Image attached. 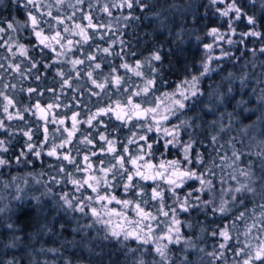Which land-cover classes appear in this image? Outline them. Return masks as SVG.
<instances>
[{
  "label": "clouds",
  "instance_id": "1",
  "mask_svg": "<svg viewBox=\"0 0 264 264\" xmlns=\"http://www.w3.org/2000/svg\"><path fill=\"white\" fill-rule=\"evenodd\" d=\"M111 2L119 5L122 0ZM107 3L91 0L99 21ZM21 4L24 15H13L12 27L0 32L2 44L11 46L0 52L5 70L16 60L13 53L20 45L37 64L44 63L42 49L30 39L29 13L36 16L42 30H55L49 13L68 20L74 12L79 17L82 9H89L82 0H11L8 7L15 12ZM218 4L212 0H136L134 10L117 15L128 19L121 18L116 38L131 46L128 50L135 55L128 62L135 65L139 60L141 73L139 77L121 74L122 84L142 89L152 81L140 100L148 107V102L159 98L162 113L171 108L160 127L175 130L167 139L173 140L181 158L187 146L195 149L187 153L186 164L195 177L186 180L183 191L170 195L168 205L177 209L172 240L154 238L145 243L123 235L112 237L102 222L83 210L88 201L81 204V193L68 187L71 184L59 171L58 162L46 165L43 156L29 155L26 146L35 144L34 138L26 137L23 150L13 153L16 129L10 128L12 139L0 137L7 149L0 151V264H242L245 254L264 239V0ZM107 18L115 25V17ZM154 54L160 58L153 59ZM62 70L68 73L69 68ZM88 70L85 63L82 71ZM99 72L97 78L104 81L109 71ZM73 78L79 81L73 88L83 87L84 76ZM13 79L21 80L19 76ZM178 83L185 89L186 99L180 97L184 107L173 103ZM3 84H9L6 79L0 82V90L9 95L21 91L18 83L11 84L14 89H5ZM18 127L22 134L29 129ZM155 127L145 121L139 134L153 133ZM157 136L162 140L163 131ZM35 161H40L39 166ZM181 204L186 210H179ZM172 219L168 217L160 230H166ZM224 225L230 237L227 242L219 235ZM159 235L160 231L154 233V237ZM242 248L244 254L237 256L235 252Z\"/></svg>",
  "mask_w": 264,
  "mask_h": 264
},
{
  "label": "snow or ice",
  "instance_id": "2",
  "mask_svg": "<svg viewBox=\"0 0 264 264\" xmlns=\"http://www.w3.org/2000/svg\"><path fill=\"white\" fill-rule=\"evenodd\" d=\"M29 2H32V0H29ZM82 2L89 5V11L84 12L81 10L79 17L75 12L68 20L58 14H48L55 21V30L51 27L42 30L36 16L29 13L27 19L31 22L33 28L31 35L35 37V44L40 46L44 57L51 56V59L42 66L49 69L59 64L60 66L56 68L55 75L62 82L59 89L41 90L39 85L36 88L21 89V91L30 94L29 99L35 98L36 102L28 106H21L15 112L9 111L10 108L16 109L15 96L0 90V111L3 113V117L0 118V129H10L6 121L20 120L25 122V114L31 113L42 122L43 138L36 141L35 144H27L26 147L30 150L29 155L37 158L41 156L55 158V161L59 163V171L65 174L66 182L72 185L71 190L81 193V204L83 205L84 201H88L87 208L83 210L102 222L108 228L112 237L123 235L125 239L133 238L145 243L154 238L171 241L172 233L176 231L174 225L177 221L174 217L177 209L171 208L166 203L165 188L161 186L160 182L163 181L167 185V193L170 195L175 191H183L186 180L195 177V173L189 172L186 168V164L189 162L187 153L189 151L195 153V149L187 146L184 150L185 155L182 158L179 154V158L161 159L158 164H153L151 159H146V157L154 156L155 149L153 145L155 141L149 143L151 137L140 135L139 131H133V129L141 130L144 122L150 120L156 126V133L163 131V148L171 152L173 140L167 139V137L174 136L175 130L161 129L160 127L161 122L167 119V115L164 113L171 111V108H164L162 113L160 107L162 102L159 98L148 102L150 104L148 107L141 100L140 102L136 101L135 98H140L143 93L149 92L152 81H147L142 89L125 87L122 84V76L119 73L121 68L125 69V75L128 73H132L137 77L141 75L139 71L140 61L136 60L135 65H133L126 59V57L135 55V53L128 50L130 45L127 44V41H118L116 38L121 18L124 20L128 18L116 16L115 25H113L111 19L107 24L101 23L93 15L94 9L91 6V0H82ZM212 2L224 6L225 0H212ZM135 4L136 0H122L119 5L109 0V3L103 6L102 11L107 17H113L112 9L119 12H123L125 9L134 10ZM231 11L232 8L229 7L228 12ZM223 14L227 15V12ZM66 21H71V26ZM11 27L10 23L7 24L8 29ZM3 31H5V28L0 27V32ZM211 31L215 33L216 30L212 29ZM96 37H99L101 41H106L107 46L95 43ZM220 39L221 37L217 36V40ZM117 43L120 46L119 52H115L113 47ZM10 47V45L0 43V49ZM205 47H209V45H205ZM79 52H82V58L76 55ZM13 54L22 59H19V63L12 61L7 70L4 69L3 63H0V77L15 73L21 81L27 80L29 77H33L36 81L42 79L38 67L41 64L35 62V57L23 45L18 46ZM113 56L118 57L121 63L112 65L104 81H100L97 77L101 73L97 70H101L102 64L109 63L107 58ZM152 58L158 60L160 57L154 54ZM85 63L88 64L89 68L87 73L82 71V66ZM25 65L28 66L25 67ZM65 65L71 66L68 73L62 70ZM72 72H75L77 77L86 75L88 81L96 89L101 90L98 92L88 89L92 96L99 97L103 93L107 94L109 98L111 95H116L118 98L104 107H98L95 111L89 110L87 118L81 120V112L72 111V106L60 102V93L64 92L65 87L73 92L77 91L76 88L71 86L75 80ZM124 83L126 84L127 81L125 80ZM2 87L14 89L15 85L3 84ZM110 88H115V93H111ZM45 92L52 93V103H41L39 97L43 96ZM176 96L177 99L173 102L174 106L184 107L180 97L186 99V93L184 87L179 83L176 85ZM72 99L76 100V97H72ZM61 107L69 109L71 115L68 116L56 111ZM105 116H109L110 121L104 132L99 133L97 140L91 129L98 128L103 124V117ZM112 119L120 123L113 125L111 123ZM66 120L71 122L70 126H66ZM49 125H56V127L50 131ZM81 125L89 126L90 130L87 135H83L84 131ZM121 128H129L130 135L126 137L127 142L122 144L118 150V140L106 133L115 132ZM39 130L38 127L37 131ZM151 130L150 128L149 131ZM77 133L83 135V139L78 140L77 143L85 145L87 149L86 154H83L79 160L77 156L81 153L80 148L70 147ZM23 136L31 141L33 139V129L29 128L24 131ZM94 141L95 150L89 147L94 145ZM3 143L0 141V151H7L3 147ZM73 151L76 152V155L72 154ZM98 153L101 155H98ZM20 154H23V152ZM163 155L164 153L161 152V156ZM192 162L197 163L198 161L193 160ZM69 166H72L71 170H69ZM142 181L153 182L150 193L146 186L141 183ZM200 182L203 184V180ZM114 188H122L123 193L127 194L128 198H120L113 194L112 190ZM113 202L119 205L120 208L110 207ZM151 202H156L159 206L154 207ZM144 206L151 207L152 210H147ZM127 209H131L135 213L134 218L129 216ZM179 210H186L185 205L181 204ZM170 216L173 217L171 223L168 224L166 230L161 231L159 225L163 224ZM158 217L164 219L159 220ZM226 228L227 225L222 226L219 232L220 237L225 242L230 239ZM157 231H160V235L154 237V233ZM221 247H224V245L221 244ZM229 248H231V245H229ZM235 254L237 256L244 254V249H240ZM245 255L247 258L242 264H256V261L259 264H264V239H259L255 249Z\"/></svg>",
  "mask_w": 264,
  "mask_h": 264
},
{
  "label": "rangeland",
  "instance_id": "3",
  "mask_svg": "<svg viewBox=\"0 0 264 264\" xmlns=\"http://www.w3.org/2000/svg\"><path fill=\"white\" fill-rule=\"evenodd\" d=\"M1 2H4V3L6 2L7 4H8V3L10 4V3H11V0H0V3H1ZM85 7H86V6H85ZM87 10L89 11V9H87ZM13 15H19V16H23V15H24V14H23L22 4L16 6L15 12H13L12 9H10V11H8L6 14H2V15H0V18H1V19H3V18H8V19H9V21L7 22V24H8V23H10V22L12 21V16H13ZM49 19H51V18H49ZM85 23H86V22H85ZM6 26H7V25H6ZM69 26H71V24H69ZM0 27H4V26H0ZM5 28H7V27H5ZM46 30H47V29H46ZM118 33H119V31H117L116 35H118ZM113 38H115V37H113ZM125 38H128V33H127V32H125ZM30 39H31V41H32L33 43H35V37H34V36H31ZM105 42H106V41L98 42V39H95V43L100 44L101 46H107ZM113 47H114L116 50H119V49H120V48L117 47V46H113ZM37 54H39V51H38V50H37ZM82 55H83V54H82V52H81V56H82ZM81 58H82V57H81ZM138 58H139V56H136V57H132L131 59H138ZM49 59H51V56L43 57L44 63H47ZM107 59H108V62H109V63H107V64H102V70H103L104 72L109 71V69H110V67H111L112 65H119V63H121V61H120V59H119L118 57H108ZM126 59L129 60V57H126ZM97 62H99V61H97ZM44 63H42V64H44ZM42 64H41V65H38L39 70H40V74L42 75V79H41V81H40V84H42V85H47V84H50L51 82H53L54 80H56V75H55V73H56V68L59 67L60 65L57 64L55 67H50L49 69H45V68L42 66ZM64 67L70 69V66H69V65H65ZM97 71H100V70H97ZM119 73H120V74H124V73H125V69H122V68L119 69ZM72 76L75 77V76H76V73H75V72H72ZM133 79H138V78L133 77ZM76 83H79V81H78V80H74L73 84H76ZM85 89H87V91H86ZM88 89H92V90H94V91H98V92L101 91L100 89H96L95 86L92 85V84L90 83V81H88L87 77L84 76V85H83V87H81L80 89H78V90L76 91V92H79V93H80V98L82 97V101L84 102V110H85V113H83V114H84L83 117H82V115L80 116V119H81V120L87 118L88 111H89V105H91L92 111H95L98 107H104V106H106L108 103H110L112 100H116V99L118 98L116 95H111L110 98H109V96H104V98H103L102 100L100 99V97H97V96H94V99H92V98L88 95V93L91 94V93L88 91ZM115 91H116L115 88H113V89L110 88V92H111V93H115ZM101 95L103 96L104 94L102 93ZM17 98H18V101L21 102V96H17ZM135 99H136L137 102H140V98H135ZM16 103H17V102H16ZM17 109H18V107H16L15 110H11V108H10L9 111H11V112H15ZM0 113H1V112H0ZM29 116H31V113H29ZM103 120H104V123L101 124L100 126L105 130V128L108 126V123H109V121H110V117H109V116H105V117H103ZM15 121H16V120H12V122H15ZM28 122H29V121H27V123H28ZM111 123H112L113 125H115V124H119L120 122H119V121H115L114 119H112V120H111ZM70 124H71L70 121H68V123L66 122V126H70ZM52 126H53V129H55L56 125H52ZM14 127H16V124H15V123H14ZM17 127H18V125H17ZM88 127H89L88 125L84 126V128L81 127V128L83 129L84 133H88V131H89V130H88V129H89ZM10 128H12V127H10ZM49 128H50V131H51V130H52L51 125H49ZM13 129H14V128H13ZM2 130H5V129H2ZM42 130H43V129H42ZM104 130H103V132H104ZM134 130H135V131H140L139 129H133V131H134ZM16 131H18V130H16ZM34 132H35L34 137H33L34 140L38 141L39 139H42V138H43V135H40V132L37 131V129H35ZM17 133H18V132H15V139L12 140L13 149H14V150H13V151H14L13 153H15V154H18V152H19L20 150H23V145L20 143V141H18V139H17V137H16V134H17ZM93 133H94V132H93ZM112 133L114 134V138H116L117 140H119V141L121 142V141H123L124 139H126V137L130 134V131H129V128H121V129H118V130L115 131V132H110V133H106V134H110V135H111ZM42 134H43V131H42ZM65 135H66V134H65ZM147 136L151 137V140H149L150 142L154 141L155 138H158L157 133H155V132H153V133H149ZM110 137H113V136H110ZM7 138L12 139V136L10 135L9 131H7ZM75 138H77V139H75ZM80 138H81L80 133H77V135H76V136L74 137V139H73V142L76 143ZM57 142H59V141L57 140ZM140 143H143V142H140ZM14 145H15V147H14ZM94 145H95V143H94ZM79 148H80V147H79ZM158 148H159V145H158V147H155V149H158ZM80 150H81V148H80ZM83 154H86V152L84 153V152L81 150V153H80L79 156H77V159L79 160ZM98 155H101V154L98 153ZM176 158H179V153L175 152L174 150H172L171 152L167 153V154L164 155V156H161V159H168V160L176 159ZM146 159H150V158H149V157H146ZM42 160L44 161V163H45L46 165H47V164H52L53 166H55V164H54L55 158L43 156V157H42ZM154 161H156V160L151 159V162H152L153 164H158L160 160H158V162H154ZM35 162H36L37 165L40 164V161H35ZM79 175H80V174H79ZM147 182H148L149 185H150V186H148V188H147L148 192L150 193V192H151V187H152L153 182H152V181H147ZM161 182H163V181H161ZM68 186H69L70 189L72 188V185H68ZM116 190H117L116 192H114V190H112V191H113V194L117 195V196L120 197V198H128L127 194L123 193V191H119L118 188H116ZM118 192H119V193H118ZM120 192L123 193V194H121ZM166 198H169V196H168V197H165V201H166V203L168 204V200H167ZM170 201H171V200H170ZM170 201H169V203H170ZM151 203H152V205H153L154 207H158V206H159L156 202H151ZM142 206H143V205H142ZM110 207H114V208H117V209L120 208V206H119V205H116L114 202L110 205ZM144 207H146L147 210H150V211L152 210L151 207H148V206H144ZM126 211L128 212V214H129L130 217H133V218L135 217V213H133V212L131 211V209H127ZM158 219H159V220H163L164 218H163V217H158ZM160 227H163V225H162V224L159 225V228H160Z\"/></svg>",
  "mask_w": 264,
  "mask_h": 264
},
{
  "label": "trees",
  "instance_id": "4",
  "mask_svg": "<svg viewBox=\"0 0 264 264\" xmlns=\"http://www.w3.org/2000/svg\"><path fill=\"white\" fill-rule=\"evenodd\" d=\"M225 2H227V0H225ZM8 5H9V3L7 4L6 2L5 3L4 2H1L0 3V15L6 14L8 11H10L11 8H9ZM218 7H223V5L218 4ZM82 10H85V9H82ZM123 11H127V10L125 9ZM112 12H113V17H116L118 15V13H119V11L116 10V9H113ZM54 15H57V13L54 12ZM107 19H109V18H107L106 14L102 13L101 14V21L100 22H104ZM8 21H9L8 18H3V19L0 18V26H4V28L7 27L6 25H7V22ZM66 23L71 24L72 22L71 21H66ZM95 39H98V42H101V40L99 39V37H96ZM251 39H253V38H249V41H251ZM2 42L3 41L0 40V43H2ZM105 43L107 45V42H105ZM113 46H117V47L120 48V46L118 44L113 45ZM85 47H87V46H85ZM4 51H5L4 49H0V52H4ZM73 51L75 52V50H73ZM133 51H135V49H133ZM76 55L81 56V52L76 53ZM19 59H22V58L17 57L16 60H13V61L16 62ZM0 63H3V61H0ZM27 66L28 65H25V67H27ZM16 75L17 74H15V73H13L12 76H8L7 74H5L4 76L0 77V82L4 81L6 79L7 82L9 83V85H11V84H17L18 83V86L21 89H26L28 87L36 88L39 85L41 90L48 89V88L59 89L60 83H61L60 78H58V77H56V80H54L53 82H51L50 84H47V85L40 84V81L41 80L40 81H36L33 77H29L27 80H22V81L20 80L19 82H17L15 79H13V77H15ZM6 92H7V90H6ZM13 95L15 96V102H17L16 103V107H18V109L21 106H28V105L34 104L36 102L35 98L29 99V95L30 94L27 93L26 91L16 92L15 90H13ZM88 95L92 99H94V96H92L89 93H88ZM17 96H21V102L18 101ZM51 97H52V93L45 92L43 96L39 97V99H40V101H41L42 104H48V103H52L53 102L52 99H51ZM72 97H76V100H73ZM77 101H79V103H77ZM60 102L61 103L69 104L70 106H72V109H71L72 111H79V112L82 113V117L84 116V114H83V113H85V110H84V102L82 101V97L80 98V93L79 92H76V91L73 92L69 88L65 87L64 92L63 93H60ZM56 111H58L61 114H67L68 116L71 115V111L69 109H65L63 107L57 109ZM0 112H1L0 113V118H2L3 117V113H2V111H0ZM25 121H29V122L27 124H25L24 121L16 120L15 121L16 127L18 125V126L25 127V129L31 128V129H33V132H34L35 129H37L39 127L40 128V130H39L40 135H43L42 134V131L43 130H42V127H41L42 122L39 121L37 119V117H35L33 115L29 116V113H26L25 114ZM6 122L9 123L11 121H6ZM66 122L68 123L67 120H66ZM84 126H86V125H81V127H83V128H84ZM13 127H14V124H13ZM16 127H14V129ZM51 127H52V130H53V126L52 125H51ZM88 130H90V129H88ZM103 130L104 129L101 126H99L98 128H95V129H91V131L94 132V135L96 136L97 140H98L99 133L103 132ZM34 134H35V132H34ZM110 136H113L114 137V134L112 133ZM16 137H17L18 141H20V143L23 145V141H24V139H26V137H24L23 134H22L21 139L19 138V136L17 134H16ZM75 139H77V138H75ZM154 141L156 142V144L159 145V148L158 149H155L154 156L153 157H149V158L150 159H153V160H156L154 162H158V160H161V152H163L164 155H166L167 153H169V151H166L165 152V149L163 148V141L162 140H159L158 138H155ZM126 142H127L126 139H124L121 142L118 140V150L120 149V147L122 146V144H124ZM148 142L151 143L150 141H148ZM94 143H95V141H94ZM14 147H15V145H14ZM70 147H72V148L80 147L81 150L84 153L87 152V149L83 145L78 144L77 142L76 143L73 142L72 145H70ZM89 147H92V148L95 149V145L89 146ZM130 147H134V146H130ZM13 150L14 149L12 147V151ZM172 150H174V149H172ZM202 150H204V149L202 148ZM72 154L73 155H76V152L73 151ZM56 163L57 162L54 161V164L55 165H56ZM64 163H66V162H64ZM37 166H39V165H37ZM71 168H72V166H69V170H71ZM77 175H79V174H77ZM141 183H143L146 186V188H148V186H150L147 181H142ZM160 183H161V186L165 188V193H166L165 197H168L169 196V198H166L168 200V203H169V201L171 200V196H170V194L167 193V185L164 184L163 182H160ZM152 186H153V184H152ZM189 187H191V185H189ZM113 190H114V192L117 191L116 188H114ZM118 190L119 191H123L122 188H118ZM121 194H123V193H121Z\"/></svg>",
  "mask_w": 264,
  "mask_h": 264
},
{
  "label": "flooded vegetation",
  "instance_id": "5",
  "mask_svg": "<svg viewBox=\"0 0 264 264\" xmlns=\"http://www.w3.org/2000/svg\"><path fill=\"white\" fill-rule=\"evenodd\" d=\"M11 110H14L13 108H11ZM7 123V125L9 126V127H12V128H14L13 127V124L15 123V122H6ZM16 130H18V131H15V132H18L17 133V135L19 136V138L21 139V137H22V133L19 131V127H16L15 128ZM7 131L8 130H2V129H0V137H7ZM93 150H95L94 148H93Z\"/></svg>",
  "mask_w": 264,
  "mask_h": 264
}]
</instances>
